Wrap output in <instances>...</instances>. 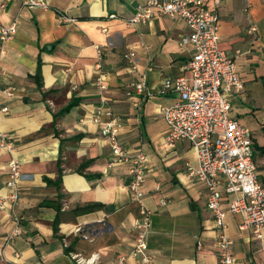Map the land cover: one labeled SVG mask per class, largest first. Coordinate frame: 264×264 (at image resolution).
Wrapping results in <instances>:
<instances>
[{
	"label": "crops",
	"instance_id": "crops-1",
	"mask_svg": "<svg viewBox=\"0 0 264 264\" xmlns=\"http://www.w3.org/2000/svg\"><path fill=\"white\" fill-rule=\"evenodd\" d=\"M146 1L51 0L50 9H43L0 0V30L18 22L10 40L0 36V68L7 73L0 81V135L6 136V145L0 141V192L8 193L11 160L21 163L25 176L14 211L8 204L0 209V264H76L70 252L118 264L135 246L142 208L153 213L151 261L128 257L124 264L218 263L208 190L188 173L198 165L196 152L184 139L166 144L168 124L159 113L178 99L162 93L163 81L187 75L184 67L195 54L191 44L181 43L190 29L183 20L159 15L148 24L127 25L125 19ZM206 6L220 15V49L236 56L244 89L230 102L253 133L264 186V0H207ZM60 14L76 21L62 22ZM130 52L136 67L125 57ZM143 75L153 95L128 96ZM100 77L104 91L97 86ZM9 87L16 89L12 99L4 93ZM74 100L78 104L64 112ZM100 108L121 119L124 147L147 157L142 203L132 201L130 166L110 165L112 147L102 131L110 118L93 120ZM220 180L227 210L234 197ZM14 214L22 234L11 240L18 227ZM242 223V215L228 214L236 264H264V241L242 231ZM79 227L90 240L77 235Z\"/></svg>",
	"mask_w": 264,
	"mask_h": 264
},
{
	"label": "built area",
	"instance_id": "built-area-1",
	"mask_svg": "<svg viewBox=\"0 0 264 264\" xmlns=\"http://www.w3.org/2000/svg\"><path fill=\"white\" fill-rule=\"evenodd\" d=\"M22 7L50 9L51 0H14ZM222 0H214L220 4ZM207 0H147L138 5L136 12L125 19L127 25L136 27L150 23L155 15L168 16L183 20L190 33L182 38V45L191 44L195 54L187 62L184 69L187 75L175 80L166 79L162 83V93L174 92L178 99L170 105H163L159 113L168 124L166 144L173 147L179 140L191 143L197 155V167H189V175L203 183L209 194L208 209L211 211L217 235L218 263L236 264L231 252L233 241L227 233V216L229 213L243 216L242 231H250L260 241H264V186L258 178V168L254 160V137L252 131L240 124L235 117L230 98L235 91L244 89V82L237 70L236 56L220 49V15L218 11L208 8ZM112 17L116 18V15ZM62 22H75L74 18L60 14ZM18 22L0 30L1 40H10L17 32ZM256 28L252 27L251 31ZM99 60L103 51L96 47ZM239 54V52H237ZM1 57V54H0ZM133 67L138 64L134 52L125 55ZM7 76L0 68V81ZM103 77L97 80L101 91L106 90ZM134 91L128 96L137 94L145 99L153 95L143 75L133 85ZM4 93L9 99L16 96V89L7 88ZM141 105L136 101L135 106ZM9 111L8 107L2 109ZM102 116L110 119L103 122L104 137L112 147L110 165L124 163L130 166L133 177L131 185L132 201L142 203L143 186L146 181L147 157L142 151L131 152L120 141L122 121L110 109L100 108L93 120L100 122ZM5 135H0L3 145ZM11 149L10 145H7ZM8 193L0 192V209L6 204L14 211L21 197L20 182L25 178L21 172V163L13 159L9 165ZM223 179L227 195L232 198L227 210L223 208ZM166 205L165 201L161 202ZM152 212L142 208L140 216L135 220V246L128 257H143L145 262L151 261L148 239L152 232ZM18 224L10 239L22 234L20 219L14 214ZM78 236L90 240L88 233L81 227L76 229ZM67 247V245H66ZM76 264H98L99 256L94 254L85 257L77 252H70ZM122 257L118 264H124L128 258Z\"/></svg>",
	"mask_w": 264,
	"mask_h": 264
},
{
	"label": "trees",
	"instance_id": "trees-1",
	"mask_svg": "<svg viewBox=\"0 0 264 264\" xmlns=\"http://www.w3.org/2000/svg\"><path fill=\"white\" fill-rule=\"evenodd\" d=\"M38 77H39V74H38ZM78 104V101L74 100L67 108L64 112H67L69 111L71 108H73L75 105Z\"/></svg>",
	"mask_w": 264,
	"mask_h": 264
}]
</instances>
